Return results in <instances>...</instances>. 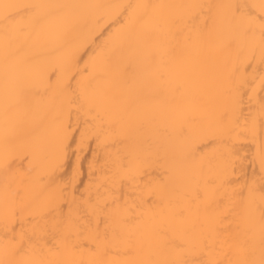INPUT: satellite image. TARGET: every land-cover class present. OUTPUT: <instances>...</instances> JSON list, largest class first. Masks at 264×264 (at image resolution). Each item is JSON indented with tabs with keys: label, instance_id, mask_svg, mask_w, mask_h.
Masks as SVG:
<instances>
[{
	"label": "bare ground",
	"instance_id": "bare-ground-1",
	"mask_svg": "<svg viewBox=\"0 0 264 264\" xmlns=\"http://www.w3.org/2000/svg\"><path fill=\"white\" fill-rule=\"evenodd\" d=\"M258 78L264 0H0V264H264Z\"/></svg>",
	"mask_w": 264,
	"mask_h": 264
},
{
	"label": "rangeland",
	"instance_id": "rangeland-1",
	"mask_svg": "<svg viewBox=\"0 0 264 264\" xmlns=\"http://www.w3.org/2000/svg\"><path fill=\"white\" fill-rule=\"evenodd\" d=\"M262 76V75H261ZM261 78H258L254 83H251L248 87H245L243 90V93H242V99L244 100V105L242 103V106H244V111L246 116L244 117L246 119H248L249 121L246 122L247 124L245 125L246 126H249L248 123H252L253 120L257 119L255 118V114L258 112L257 116H258V119H259V123H258V126L259 124H262L261 126L263 127V123H264V115L261 116V111L260 112V107L257 106V102L259 103H262V101L260 100L262 98V96H264V81H260ZM258 80L260 81V83H258ZM258 100V101H257ZM263 100V99H262ZM259 109L257 110L256 109ZM255 109H256V113H255ZM248 116V117H247ZM256 122V121H255ZM254 122V123H255ZM258 122V121H257ZM256 124V123H255ZM257 126V124H256ZM248 128V127H246ZM249 129V128H248ZM261 130V129H260ZM261 134H262V130H261ZM260 134V135H261ZM246 143H244V163L246 164V173L247 174H250L251 170H253L254 172L256 173H259L258 172V167H257V164H256V161H255V158H254V147H255V141H251L248 137L245 139ZM74 158H75V154L74 153H71L70 155V158L68 160V164L66 166V171L67 172H70L72 167H73V163H74ZM81 166H82V175H81V178H80V183L79 185L81 186L83 184V182L85 181V179L87 178V164H86V158H82V161H81ZM261 175V173L259 174ZM262 176V175H261Z\"/></svg>",
	"mask_w": 264,
	"mask_h": 264
}]
</instances>
